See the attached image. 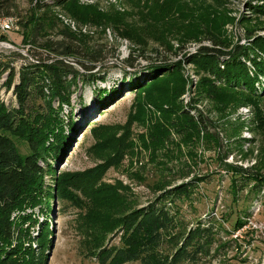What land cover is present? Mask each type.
Wrapping results in <instances>:
<instances>
[{
    "label": "rangeland",
    "instance_id": "374dc122",
    "mask_svg": "<svg viewBox=\"0 0 264 264\" xmlns=\"http://www.w3.org/2000/svg\"><path fill=\"white\" fill-rule=\"evenodd\" d=\"M42 1L43 8L39 0H5L0 6V18H10L8 29L0 26V59L13 70L27 60H50L38 44L65 29L97 61L87 71L82 65L91 62L84 57L63 59L81 74L69 105L79 128L42 176L50 192L47 206L18 211L36 218L32 225L19 224L20 244L31 248L32 264H111L101 263V256L121 244L122 214L181 182L189 186L173 204L178 217L186 226L213 217L219 227L210 251L217 246L215 256L205 260L264 264V198L257 205L250 185L240 189L233 183L242 184L251 172L264 177V75H256L245 59L247 69L237 74L241 80L217 81L194 59L204 46L222 51L217 53L223 59L243 61L236 47L264 37L257 27L264 25V13L246 5L256 0H71L60 7ZM38 16L47 21L48 35L30 42L29 26ZM245 27L257 29L245 37ZM124 57L140 68L128 67ZM153 64L163 72L148 80L142 67ZM88 72L103 80L81 82ZM127 77L140 86H124L104 107L95 106L96 86L119 89ZM205 78L213 87H206ZM42 91L30 93L27 111L45 106L48 88ZM61 108L64 119L70 109ZM11 138L25 153V142ZM42 224L47 229L40 248ZM1 264L21 261L6 258Z\"/></svg>",
    "mask_w": 264,
    "mask_h": 264
},
{
    "label": "trees",
    "instance_id": "16d2710c",
    "mask_svg": "<svg viewBox=\"0 0 264 264\" xmlns=\"http://www.w3.org/2000/svg\"><path fill=\"white\" fill-rule=\"evenodd\" d=\"M4 1L0 0V6ZM51 1L60 7L71 0ZM256 3L246 5L256 12L264 13V0L262 3L256 0ZM43 5V1L39 0L37 7L43 8ZM46 8L47 6L44 9ZM4 15L8 14L5 12ZM39 17L42 16L34 18L29 26L32 31L28 37L30 42H35L33 39L40 35V37L48 35L45 31L47 21ZM257 27L264 29V25ZM254 29L245 27L244 36L253 35ZM56 34L57 37L53 41L42 39L38 44L43 47L46 54L52 55L50 60L44 58H40L39 61L27 60L25 64L18 66V70H13L0 59V92L1 90L9 92L6 99L0 94V264L3 259L13 257H18L21 264H32L31 248L20 244L24 233L19 224L22 222L32 225L36 218L30 217L29 212H22L39 203L47 206L46 198L50 192L48 186L43 184L42 176L46 171L52 170V164L62 157L70 145L72 133L79 128L73 121L72 107L69 105L71 92L76 88L74 79L81 74L79 75L71 63L64 60L67 57L75 60L76 57L82 56L91 62L87 68L81 63L87 71L94 68L93 64L95 60L97 61V56L92 50L82 49L84 44L74 39L69 31L60 29ZM247 42L244 46L236 47V51L241 49L243 61L238 57L223 59L217 53L222 51L204 46L201 48L203 51H199L194 59L212 71L217 81L225 82L232 78L241 80L237 74L239 70L247 69L245 59L255 67L256 75L257 73L264 75V37L261 34ZM123 60L130 68L139 67V64H132L130 57H124ZM143 68H147L144 77L148 80L163 72L161 66L157 64ZM15 74L17 79L13 80ZM103 77L102 74L88 72L87 77L81 78V82H95L96 79L102 81ZM205 83L206 87H213L208 78H205ZM119 84H121L119 89L112 87L106 90L96 86L93 92L95 106L104 107L103 105L119 93L121 88L125 86L129 90H134L140 86V81L135 77H127L122 78ZM42 87L48 88L45 106L41 110L27 111L25 107L28 105V99H31L30 93L36 92L37 89L43 92ZM211 89L215 91L214 88ZM53 100H56L54 107ZM63 105L70 109L64 119L59 116ZM12 136L20 137L25 142L27 146L25 153L17 149ZM254 176L251 172L247 174L242 184L237 181L233 183L235 188L238 186L240 189L250 185L258 205L264 198V177ZM188 186L189 184L185 182L169 186L146 204L123 213L119 220L125 232L120 240L121 244L106 249L101 256V263L107 261L111 264H122L133 260L138 264H210L211 260L205 259L207 257L212 259L215 256L217 246L214 252L210 251L215 241L214 237L219 232L213 217L205 222L198 219L195 224L186 226L178 217L177 210L172 209L176 199L188 194ZM20 210L22 212H18ZM237 221L238 219L235 223ZM45 225H40L37 230L38 236L35 235L40 248L43 247V236L47 229ZM218 264L235 263L225 261Z\"/></svg>",
    "mask_w": 264,
    "mask_h": 264
},
{
    "label": "built area",
    "instance_id": "2783aa9c",
    "mask_svg": "<svg viewBox=\"0 0 264 264\" xmlns=\"http://www.w3.org/2000/svg\"><path fill=\"white\" fill-rule=\"evenodd\" d=\"M9 19L10 18H8V17H2L1 16V18H0V20H1L0 21L1 28H3V29H5V28L8 29L9 28V26H10V24L8 23ZM10 22H12V21H10Z\"/></svg>",
    "mask_w": 264,
    "mask_h": 264
}]
</instances>
